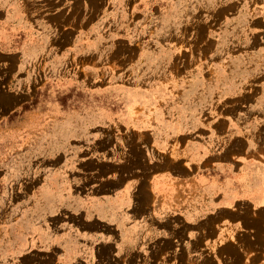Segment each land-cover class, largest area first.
<instances>
[{"label": "rangeland", "instance_id": "1", "mask_svg": "<svg viewBox=\"0 0 264 264\" xmlns=\"http://www.w3.org/2000/svg\"><path fill=\"white\" fill-rule=\"evenodd\" d=\"M33 13L31 55L17 59L29 72H18L15 86L0 87V226H30L34 240L37 227L57 225L55 178L67 150L57 131L63 112L78 113L76 153L87 161L108 159L110 116L144 111V97L183 103L165 104L169 110L224 107L254 115L257 126L239 147L254 146L264 162V0H47ZM197 97L209 103L192 104ZM47 181L42 195L37 190ZM237 209L235 218L219 223L210 216L207 225H219L215 240L220 228L240 225L244 247L228 264H264V208L244 200ZM227 239H238L232 229ZM36 256L34 248H1L0 264L8 257L53 263Z\"/></svg>", "mask_w": 264, "mask_h": 264}, {"label": "crops", "instance_id": "2", "mask_svg": "<svg viewBox=\"0 0 264 264\" xmlns=\"http://www.w3.org/2000/svg\"><path fill=\"white\" fill-rule=\"evenodd\" d=\"M46 2L0 0L1 88L15 86L18 72L27 76L29 66L18 65L17 59L31 55L27 40L33 9H43ZM160 100L144 97L139 103L144 111L110 116L107 160L81 161L76 153L78 113H59L58 136L67 150L57 163L52 213L57 225L37 227L40 235L34 240L28 239L30 226H0V249L34 248L40 262L53 259L52 264L235 262L230 254H240L244 247L240 225L220 228L215 240L219 225L211 228L206 219L214 216L222 223L227 216L235 218L244 200L264 208V162L257 159L263 156L254 146L239 147L257 126L254 115L225 113L224 107L216 113L169 110L165 104L183 103ZM190 101L209 103L200 97ZM148 104L163 107L150 109ZM46 184L37 192L44 195ZM230 229L238 239L223 240ZM10 257L9 264L22 263Z\"/></svg>", "mask_w": 264, "mask_h": 264}]
</instances>
